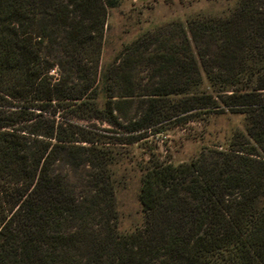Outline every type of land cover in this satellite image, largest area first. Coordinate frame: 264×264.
I'll use <instances>...</instances> for the list:
<instances>
[{
	"label": "trees",
	"instance_id": "16d2710c",
	"mask_svg": "<svg viewBox=\"0 0 264 264\" xmlns=\"http://www.w3.org/2000/svg\"><path fill=\"white\" fill-rule=\"evenodd\" d=\"M115 4L0 0V264H264V0L155 26L101 66ZM65 108L126 144L203 115L243 128L189 161L151 157L142 223L121 231L111 142L56 124Z\"/></svg>",
	"mask_w": 264,
	"mask_h": 264
},
{
	"label": "rangeland",
	"instance_id": "374dc122",
	"mask_svg": "<svg viewBox=\"0 0 264 264\" xmlns=\"http://www.w3.org/2000/svg\"><path fill=\"white\" fill-rule=\"evenodd\" d=\"M109 9L101 66L109 63L122 46L146 30L174 20L185 21L194 15L222 14L234 6L236 0H115ZM204 116V117H203ZM198 121L182 126H168L164 132L151 134L136 144L121 143L128 135L101 120L78 119L68 109H58L52 117L63 126L74 123L102 135V140L114 152L112 166L116 191V209L121 231L140 226L143 213L139 201L141 178L150 159L178 164L196 157L204 146L225 147L232 133L243 128V116L223 113L203 115ZM135 134H138L135 133ZM115 143V144H112ZM88 145L87 143H80ZM72 180L83 178L86 169L74 172L66 166Z\"/></svg>",
	"mask_w": 264,
	"mask_h": 264
}]
</instances>
